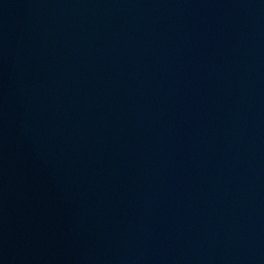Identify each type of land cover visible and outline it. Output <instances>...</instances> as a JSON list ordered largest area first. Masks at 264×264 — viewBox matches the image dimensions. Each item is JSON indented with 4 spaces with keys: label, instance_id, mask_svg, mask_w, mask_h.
<instances>
[{
    "label": "water",
    "instance_id": "water-1",
    "mask_svg": "<svg viewBox=\"0 0 264 264\" xmlns=\"http://www.w3.org/2000/svg\"><path fill=\"white\" fill-rule=\"evenodd\" d=\"M0 264H264V0H0Z\"/></svg>",
    "mask_w": 264,
    "mask_h": 264
}]
</instances>
